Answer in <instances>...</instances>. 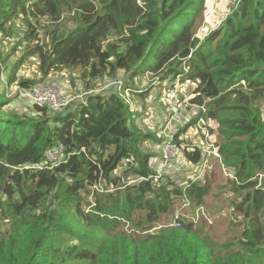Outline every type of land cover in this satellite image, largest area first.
Returning <instances> with one entry per match:
<instances>
[{
  "label": "trees",
  "instance_id": "1",
  "mask_svg": "<svg viewBox=\"0 0 264 264\" xmlns=\"http://www.w3.org/2000/svg\"><path fill=\"white\" fill-rule=\"evenodd\" d=\"M204 2L0 0V44L15 19L25 20L9 83L28 57L44 81L78 69L83 92L99 89L89 80L116 79L120 70L127 75L121 91L139 95L140 73L155 72L161 84L178 75L194 81L191 102H206L197 117L217 122L216 153L231 167L232 236L220 242L181 217L178 227L163 225L179 201L204 206L214 180L181 184L157 173L141 149L146 134L115 90L90 92L59 112L37 106L35 115L7 111L0 99V264H264V0H237L201 39L190 28ZM67 12L78 22L41 39L33 22ZM35 82L43 81L19 85ZM180 134L173 135L178 145ZM59 144L69 153L63 162L27 167ZM182 149L200 163L199 147ZM121 164L127 168L118 175Z\"/></svg>",
  "mask_w": 264,
  "mask_h": 264
},
{
  "label": "rangeland",
  "instance_id": "2",
  "mask_svg": "<svg viewBox=\"0 0 264 264\" xmlns=\"http://www.w3.org/2000/svg\"><path fill=\"white\" fill-rule=\"evenodd\" d=\"M236 2L237 0H205L203 6L196 11L190 30L195 36L203 39L206 34L221 24L231 11V8L236 5ZM72 14L73 12L63 13L57 21H52L49 18H40L33 23H36L40 38L44 39V36L49 35L52 30L62 33L72 28L78 22L77 19H73ZM9 28L12 35L2 38L3 40L0 44V99L6 102L5 110L7 111L22 115H35L38 112L37 107L29 105L21 97L20 91L25 88L21 89L19 80H44L39 78L36 59L28 57L16 71L17 79L12 83L8 82L13 66H15L19 59L18 56L22 54L24 49L23 44L18 45V40L23 38L27 26L25 20L19 17L13 21L12 26ZM23 43L25 44V42ZM2 59H4V63H2ZM146 59L147 62H151L152 56H147ZM143 76L144 73H140V78H137L135 85L137 88H143L140 92L144 93L139 95L126 91L118 95L125 97V100H123L125 103H131L133 121L141 132L146 134V138L142 141L141 149L151 154L150 161L153 169L157 173L164 175V177L181 184L188 179L204 180L206 175H212V180H214L212 192L204 206L195 208L189 206L186 202L179 201L176 205L174 216L172 215L171 218L164 221L163 225L172 226L170 223L175 217L185 218L193 221L195 225H201L215 239L224 242L233 233L232 200H237V197L230 184L232 176L228 171L231 167L223 165L221 158L215 154L220 143V137L215 132L218 127L217 122L205 117H197L200 112L205 110L206 102L203 105L191 102L195 95L193 90L196 83L194 81L181 82V78H175L173 81H165L162 84H158V82L151 81V77L143 78ZM48 77L55 80L51 82L57 83L60 90L63 89L64 92H68L73 97V101H81L77 93L80 90L83 91V83L80 80L83 82L84 80L81 78L78 69L72 71L63 69L60 72L50 74ZM116 77H119L117 78L118 80L126 81L127 75L120 70ZM46 79L45 81H49ZM108 79L104 78L103 81L99 79L96 82L89 80V82L90 85L98 84L97 87L99 89L102 88L101 90H108L111 89L108 87L110 81L106 83ZM115 81L119 84L117 80ZM79 94L86 95L90 94V92H81ZM121 99L123 98L121 97ZM185 125L189 126V128L186 131H182ZM209 127H213L214 131L210 132ZM176 132H181L182 144H177L178 150L175 157L164 161L162 158V143ZM194 146L201 149V160L197 164L188 162L181 151L185 147L193 149ZM125 168L127 166L121 164L117 174H122ZM262 180H264V175H262ZM104 184L106 183L102 182L97 185L96 190H103ZM111 188L113 187L111 186Z\"/></svg>",
  "mask_w": 264,
  "mask_h": 264
},
{
  "label": "built area",
  "instance_id": "3",
  "mask_svg": "<svg viewBox=\"0 0 264 264\" xmlns=\"http://www.w3.org/2000/svg\"><path fill=\"white\" fill-rule=\"evenodd\" d=\"M153 74H155V72L153 71L146 72L143 78L151 77V81H155V82H158V84H160V81L157 80L156 77H153ZM176 78L179 79L180 76L178 75L176 76ZM115 80H117L119 84ZM108 82H109L108 87L111 88L113 91L115 90L116 93L118 94L122 92L121 86L123 85V82L121 80H118L117 78L109 79ZM100 91L102 90L101 89H98V90L91 89L89 92H100ZM126 91L128 90L124 89L123 92H126ZM20 93H21V97L29 105L46 108L47 110H51L54 112L65 110L73 102V97L70 94H64L62 90L59 89V85L51 81L35 82L29 88L22 89ZM121 97L123 98V100H125L124 96H121ZM78 98L83 100L84 95L78 94ZM126 103H128L131 106L130 102H126ZM130 111H131V108H130ZM163 145H164V148H163ZM177 150H178V145L173 140V135L172 137L166 138L164 142L162 143L163 160L167 161L175 157L177 154ZM215 154L217 155V153ZM68 156H69V153L65 152L64 147L59 144V145L51 147L50 149L46 151L45 158L40 164L28 165L27 167L36 168V169H41L42 167L52 168L54 165H57L63 162V160ZM164 163H168V162H164ZM170 225L178 226L179 222L175 218L172 220Z\"/></svg>",
  "mask_w": 264,
  "mask_h": 264
},
{
  "label": "crops",
  "instance_id": "4",
  "mask_svg": "<svg viewBox=\"0 0 264 264\" xmlns=\"http://www.w3.org/2000/svg\"><path fill=\"white\" fill-rule=\"evenodd\" d=\"M46 80H49V81H55V80H52V78H50V77H48ZM109 80V79H108ZM108 82V81H107ZM106 82V83H107ZM62 85V84H61ZM63 88V87H62ZM67 91V90H66ZM62 92L64 93V94H69L68 92H64L63 91V89H62ZM71 92V91H70ZM79 92H83V91H79ZM83 100H85V95H84V98H83ZM83 100H81V101H75V103H78V102H83ZM22 101H24V100H22ZM24 105H26V104H24Z\"/></svg>",
  "mask_w": 264,
  "mask_h": 264
},
{
  "label": "water",
  "instance_id": "5",
  "mask_svg": "<svg viewBox=\"0 0 264 264\" xmlns=\"http://www.w3.org/2000/svg\"><path fill=\"white\" fill-rule=\"evenodd\" d=\"M105 84H106V83H105ZM105 84H104V85H105ZM101 89H102V88H101ZM87 93H89V92H87ZM73 102H75V101H73ZM83 103H84V101H83ZM31 106H32V105H31Z\"/></svg>",
  "mask_w": 264,
  "mask_h": 264
}]
</instances>
